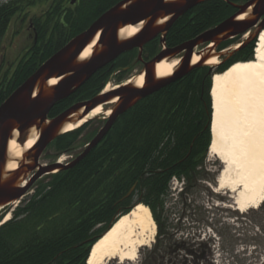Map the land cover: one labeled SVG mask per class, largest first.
Segmentation results:
<instances>
[{
	"label": "trees",
	"instance_id": "1",
	"mask_svg": "<svg viewBox=\"0 0 264 264\" xmlns=\"http://www.w3.org/2000/svg\"><path fill=\"white\" fill-rule=\"evenodd\" d=\"M21 1L3 4L0 0V38L16 16ZM34 1L47 5L46 11L35 19L37 46L12 75L0 104L54 53L123 0H77L74 5L70 4L72 0ZM249 1L210 0L199 4L171 26L166 46L174 48L195 39L236 13L229 4ZM155 43L148 47L149 55L154 52ZM235 43L229 40L218 51ZM253 50L254 42H249L219 65L215 74L225 72L235 63L251 61ZM135 58L136 51L121 55L67 100L56 104L48 118L97 96L111 74L120 73ZM213 75L208 67H196L185 77L138 101L116 120L83 160L51 175L46 184L19 203L12 219L0 226V264H85L91 246L137 204L149 209L157 228L156 239L161 238L165 224L162 215L172 182L182 184L179 195L183 196L203 178L201 170L210 146L209 91ZM88 124L65 133L49 147L57 153L67 152ZM132 187L133 194L121 201ZM261 208L250 213L264 214V204ZM206 250L204 245H198L190 253L194 255L192 264H201L203 257L207 258ZM203 251L206 253L202 257ZM158 252V247H154L148 258L150 264L160 262ZM164 254L169 256L168 249Z\"/></svg>",
	"mask_w": 264,
	"mask_h": 264
},
{
	"label": "water",
	"instance_id": "2",
	"mask_svg": "<svg viewBox=\"0 0 264 264\" xmlns=\"http://www.w3.org/2000/svg\"><path fill=\"white\" fill-rule=\"evenodd\" d=\"M206 1L210 0L173 2L123 0L102 14L86 31L54 53L0 104V210L20 203L42 177L54 175L77 165L104 139L116 120L138 101L185 77L212 57L221 60L224 53L217 52L221 44L255 30L254 35L246 39V43H240L237 49L228 54L231 57L234 52L257 39L264 29V0H251L242 5L229 4L236 10L231 17L195 39L167 49L163 38L171 26L185 13ZM75 2L76 0H72L71 5ZM243 15L245 18L239 21L238 19ZM161 21L164 23L160 25ZM127 27L137 28L138 33L129 39H120L119 32ZM96 37L98 40L89 59L80 61L81 54ZM160 37L162 50L150 62L144 64L143 69L134 76V78L143 77L141 88L134 87L128 80L108 92H101L89 101L70 106L55 118H48V114L56 104L67 100L98 71L113 63L121 55L132 51H138L137 60L141 61L144 46L157 38L160 42ZM210 45L213 46L208 48ZM201 46H205V49L195 53V50ZM194 55L198 56L200 61L192 66L191 60ZM166 59L169 62L178 60L179 65L170 77L156 79L155 67ZM52 79L57 80V83L49 86L48 83ZM98 107L102 108L101 116L85 121L83 125L98 119H102L105 123L79 156L68 165L39 164L43 152L66 133L63 130L67 125L77 126ZM107 112L109 115L106 117ZM14 132L18 134L16 142L21 147L29 134H36V140L33 148L23 153L16 162V170L5 172L8 162L7 147ZM133 192L134 187L121 201L128 199ZM96 243L91 246L85 264Z\"/></svg>",
	"mask_w": 264,
	"mask_h": 264
},
{
	"label": "bare ground",
	"instance_id": "3",
	"mask_svg": "<svg viewBox=\"0 0 264 264\" xmlns=\"http://www.w3.org/2000/svg\"><path fill=\"white\" fill-rule=\"evenodd\" d=\"M244 18L245 15L238 20ZM163 23L161 21L159 24ZM137 33V28L127 27L119 32V38L129 39ZM97 40L98 37L83 51L80 61L89 59ZM237 47L238 45L234 49ZM199 61L200 58L194 55L191 65H196ZM204 64L217 66L218 59L212 57ZM178 65V60L169 62L167 59L157 64L156 79L170 77ZM56 83L57 80L52 79L48 85L54 86ZM129 83L141 88L143 77L130 79ZM110 89L106 87L104 91L108 92ZM210 98L212 117L208 155L215 157L224 166L217 180L219 190L234 194L236 211L257 209L264 202V29L257 37L251 61L235 63L225 72L212 76ZM101 114L102 108L98 107L77 126L67 125L63 132H72L85 121ZM108 115L109 112L105 114L106 117ZM17 137V132H14L8 143L5 172L16 170V162L23 153L33 148L36 140V134L33 133L21 147L16 142ZM8 221L9 215L2 225ZM155 232L156 226L148 208L143 205L135 206L128 214L118 218L106 235L96 243L87 264L133 262L141 248L153 243Z\"/></svg>",
	"mask_w": 264,
	"mask_h": 264
},
{
	"label": "rangeland",
	"instance_id": "4",
	"mask_svg": "<svg viewBox=\"0 0 264 264\" xmlns=\"http://www.w3.org/2000/svg\"><path fill=\"white\" fill-rule=\"evenodd\" d=\"M21 2L17 6L19 12L14 17L4 42L0 46L5 61L9 58L13 59L12 55L18 48L24 51L30 46L32 37L29 38L25 31L26 21L38 18L47 8V5L42 1H34L33 3V0H22ZM31 2L32 5H28ZM15 31L19 32L13 38L12 33ZM254 33L255 30H252L250 34L237 37L234 40L235 44L222 51L224 53L222 59L216 58L218 59L217 66L211 67L205 64L201 66L210 68L212 75L215 74L214 70L221 63L227 61V56H230L228 54L233 51L237 46L236 44L246 43V39L253 36ZM256 40L252 41L254 47ZM201 49L199 47L196 51ZM22 51L20 54H23ZM125 74L126 71L112 73L103 89L106 87L112 89L134 76L129 73ZM103 124L102 119L89 122L87 128L82 131L78 140L67 152L57 153L48 147L41 155L39 164L51 165L56 162L65 164L71 159H75L84 151L86 144L102 128ZM30 136V134L27 135L26 139ZM223 167L219 160L209 156L207 151L201 170L203 178L190 188L189 193L180 196L182 184L172 182L170 186L171 195L165 203L162 215L165 223L164 235L157 240L156 228L153 243L149 247L141 248L135 261L122 264H150L149 254L156 246L160 248V253L158 252L160 262L158 264H181V261L192 264L194 255L191 256L190 253H193L198 245H204L208 250L207 253V250L202 252L201 256L203 257L206 253L207 258L204 256L201 264H264V214L250 213L260 209L264 202L257 209H248L245 212L236 211L233 204L234 194L227 190H219L218 187L217 180ZM49 179L50 176H44L38 180L20 203L33 195L37 188L46 184ZM18 205L19 203L16 206H9L0 210V226L8 215L9 220L12 219V212ZM262 211L264 212V210ZM165 249H168L169 256L164 254ZM109 264H118V262L112 261Z\"/></svg>",
	"mask_w": 264,
	"mask_h": 264
},
{
	"label": "flooded vegetation",
	"instance_id": "5",
	"mask_svg": "<svg viewBox=\"0 0 264 264\" xmlns=\"http://www.w3.org/2000/svg\"><path fill=\"white\" fill-rule=\"evenodd\" d=\"M8 1H11V0H6V1H2V3L3 4H5V3H7ZM17 12H19V11H17ZM189 12V11H188ZM17 15V14H16ZM184 15H186V13L184 14ZM183 15V16H184ZM14 19V18H13ZM37 19V18H36ZM12 22H13V20H12ZM12 22L10 23V25L8 26V29H7V31H6V33L0 38V46H1V44L4 42V39H5V37H6V34H7V32L9 31V28H10V26H11V24H12ZM26 23H27V26H26V29H25V31H26V33L28 34V37L30 38V37H32V41H31V44H30V46L26 49V50H24V51H22L23 49H21V48H18L14 53H13V55H12V57H13V59L12 58H9L8 60H4L3 58H4V54H3V52H2V50H1V48H0V97H1V95H3V92H4V89H5V87H6V85H7V83H9L10 81H11V77H12V75L14 74V72L16 71V69L18 68V66L22 63V62H25L26 60H28V58H30V56H31V50H32V48H34L35 46H37V28H36V25H35V19H29V20H27L26 21ZM23 25V24H22ZM23 29H24V27H22ZM19 31H15V32H13L12 33V35H13V38L14 37H16V34L18 33ZM167 34V33H166ZM166 34H165V36H164V46L167 48V49H170V48H168L167 46H166V42H165V38H166ZM161 37H160V42H159V38H157V39H155L154 41H152V42H156L155 44H153V47H154V52L151 54V55H149V52H148V47H150L151 45H152V42L151 43H149L148 45H146V46H144V48H143V50H142V54H141V61H138L137 60V55H138V51H136V58H135V60H134V62L133 63H131V65L129 66V67H127V68H125V69H123L122 71H126V74L127 73H129L130 75L132 74V75H136V74H138L142 69H143V67H144V64H146V63H148V62H150L161 50H162V45H161ZM235 39H237V37L236 38H234V39H232V40H235ZM147 47V48H146ZM201 50H199V51H196L195 50V53H197V52H200V51H202V50H204L205 49V46H201ZM229 48V47H228ZM227 49V48H226ZM60 50V49H59ZM225 50V49H224ZM23 52V54L21 55L20 54V52ZM217 51H218V49H217ZM220 52V51H219ZM11 57V56H10ZM181 57V56H180ZM226 59V58H225ZM225 62L226 61H224L223 63H222V65L223 64H225ZM114 63V62H113ZM113 63H111L110 65L112 66V64ZM109 66V65H108ZM107 67V66H106ZM110 69H111V67H110ZM125 74V75H126ZM134 76H132V78H134ZM5 101V100H4ZM3 101V102H4ZM2 102V103H3ZM74 159H71L69 162H66L65 164H63V163H59V162H56V163H58V164H62V165H68L69 163H71L72 161H73ZM55 164V163H54ZM158 249H160L159 247H158ZM159 253H160V251H159ZM181 264H186L185 262H180Z\"/></svg>",
	"mask_w": 264,
	"mask_h": 264
}]
</instances>
